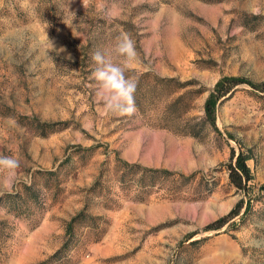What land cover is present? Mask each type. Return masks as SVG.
Masks as SVG:
<instances>
[{
	"label": "rangeland",
	"instance_id": "obj_1",
	"mask_svg": "<svg viewBox=\"0 0 264 264\" xmlns=\"http://www.w3.org/2000/svg\"><path fill=\"white\" fill-rule=\"evenodd\" d=\"M121 33L135 42L137 58L125 69L134 80L143 71L198 81L192 88L231 75L264 80V0H0V155L21 162L16 178L0 171V264L14 262L44 219L56 225L48 246L62 243L65 221L88 199V212L108 219L104 236L94 242L77 225L71 260L51 264H264V100L240 85L217 107L220 134L206 126L198 138L156 127L163 89L140 100L144 111L106 113L92 55L101 51L119 63ZM206 95L193 100L188 115L202 116ZM76 144L85 150L72 149ZM230 145L251 153L252 201L218 230L201 228L244 196L223 166L208 175L209 188L196 179L178 198L154 188L139 200L115 175V151L189 173L228 161ZM30 174L46 201L43 211L30 199L24 206L1 200L22 192ZM100 175L101 191L116 199L111 208L97 196L100 188L88 191Z\"/></svg>",
	"mask_w": 264,
	"mask_h": 264
},
{
	"label": "trees",
	"instance_id": "obj_2",
	"mask_svg": "<svg viewBox=\"0 0 264 264\" xmlns=\"http://www.w3.org/2000/svg\"><path fill=\"white\" fill-rule=\"evenodd\" d=\"M160 1L170 3L172 0ZM138 42L139 40L137 36L136 46L139 47ZM135 81L136 91L134 98L136 108L140 111H144L146 108L141 104V99L145 102L147 99H152L154 95L159 92V89L164 90L167 99L161 109L163 114L162 118L158 121L156 127L196 138L201 136L206 126H209L217 134H220V130L216 123L217 107L225 99L230 98L234 92L239 89L240 85H247L250 93L264 100V80L255 82L242 76H223L208 89L204 87H189L195 85L198 82L196 80L180 81L176 77H160L153 74L151 71H143L136 74ZM180 88L184 89L181 91ZM204 91H207V95L202 105V116L197 117L188 115L189 111L193 108V100ZM25 119L26 117H18V120H22L20 122H23ZM57 124L58 123H53L49 126H55ZM55 130L56 128L52 127L50 131H45L44 136H47ZM97 147H99V145H93L90 149ZM72 149L81 152L85 150L84 147L78 144L72 145ZM250 158V152H246L242 149L236 151L235 147L230 145L228 161L221 163L218 167L208 171L197 169L185 173L162 166H148L138 161H128L120 157L118 151H115V175L120 187L125 188L124 185L130 184L135 193V197L139 200H143L154 188L158 189L159 194L164 197L178 198L181 196V186L196 179L199 187L209 188L208 184L210 179H208V175H210L212 171L217 170L220 166H223L227 171L229 183L237 191L242 192L245 197H241L227 213L208 222L201 228V231L218 230L224 225H231L232 220L240 215L243 208L245 211H248L251 207L252 199L250 191L252 188L253 175L249 164L247 163ZM101 177L102 176L100 175L96 179V181L88 188V191L94 193L97 191V188H100L97 196L103 198L102 204H104L105 208H111L112 205H109V203H115L116 199L110 197L111 192L107 191L104 195V192L101 191L104 190L103 185H101ZM29 179L28 182L22 184V192H6L1 196V200H12L16 198V205L24 206L25 201L30 199L33 204H37V207L43 211L45 209L46 201L44 197H40L41 194L39 193L37 185L33 182L31 174ZM259 190L264 193V183L259 185ZM89 200L90 199L84 203L81 209L65 221L64 240L60 247L47 258L36 264H51L52 262L70 261L72 257L70 250H73L74 248L76 249L75 246L73 248V243L78 239L76 238L75 232L77 225L80 228L87 230L86 234L93 235L94 242H98L102 239L106 232L108 219L101 215L89 213ZM17 214L18 216H22L25 215V212L17 211ZM37 224L38 223H36V225ZM196 233L197 231L189 234L187 239L191 238ZM83 236H85V234H83ZM68 264L73 263L70 262Z\"/></svg>",
	"mask_w": 264,
	"mask_h": 264
},
{
	"label": "clouds",
	"instance_id": "obj_3",
	"mask_svg": "<svg viewBox=\"0 0 264 264\" xmlns=\"http://www.w3.org/2000/svg\"><path fill=\"white\" fill-rule=\"evenodd\" d=\"M116 56L122 58L119 63L101 51L92 55L96 64L92 73L99 85V94L106 113L119 116H132L136 112L134 94L136 81L125 76V69L137 58L135 42L128 33H121L114 48ZM21 162L11 156L0 155V171L7 172L10 178H16Z\"/></svg>",
	"mask_w": 264,
	"mask_h": 264
},
{
	"label": "crops",
	"instance_id": "obj_4",
	"mask_svg": "<svg viewBox=\"0 0 264 264\" xmlns=\"http://www.w3.org/2000/svg\"><path fill=\"white\" fill-rule=\"evenodd\" d=\"M55 226L53 223H45L44 219L27 238L23 252L10 264H36L52 254L62 244H56L52 248L48 246L49 237L53 234Z\"/></svg>",
	"mask_w": 264,
	"mask_h": 264
}]
</instances>
